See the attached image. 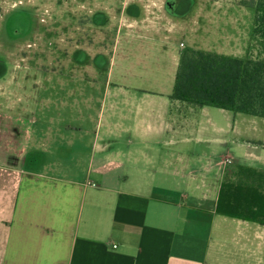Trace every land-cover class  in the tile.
<instances>
[{
  "label": "crops",
  "instance_id": "0c3cea01",
  "mask_svg": "<svg viewBox=\"0 0 264 264\" xmlns=\"http://www.w3.org/2000/svg\"><path fill=\"white\" fill-rule=\"evenodd\" d=\"M231 21L223 54L264 60L234 47L260 34L253 21ZM183 50L169 70L167 46L142 50L152 80L102 98L97 83L69 99L36 83L0 104V264H264V224L215 210L227 168L264 171V120L172 98Z\"/></svg>",
  "mask_w": 264,
  "mask_h": 264
},
{
  "label": "rangeland",
  "instance_id": "374dc122",
  "mask_svg": "<svg viewBox=\"0 0 264 264\" xmlns=\"http://www.w3.org/2000/svg\"><path fill=\"white\" fill-rule=\"evenodd\" d=\"M244 1L79 0L76 4L75 0H0V104L4 106L9 99L20 104L27 94L34 99L41 91L36 83H64L66 89L58 92L69 99L71 83L87 93L89 87L82 86L97 83L94 97L102 98L105 83L152 80L153 74L147 76L139 58L142 50H156L160 45L169 49L167 70L174 67L171 53L178 54L180 49L228 52L236 41L228 37L232 18H239L244 27L255 23V9ZM78 3L86 12L101 7L103 18L92 27L91 37L75 34L79 18L73 10ZM209 19L214 22L208 24ZM217 26L222 30L216 31ZM80 27L85 31L86 24ZM255 37L242 39L234 47L243 55L253 54L256 48L263 58L264 37ZM128 51L132 54L126 57ZM87 93L78 98H88ZM97 109L98 105L92 111Z\"/></svg>",
  "mask_w": 264,
  "mask_h": 264
},
{
  "label": "trees",
  "instance_id": "16d2710c",
  "mask_svg": "<svg viewBox=\"0 0 264 264\" xmlns=\"http://www.w3.org/2000/svg\"><path fill=\"white\" fill-rule=\"evenodd\" d=\"M243 4L254 7V32L264 37V0H245ZM171 97L264 118V60L186 48ZM215 210L264 224V171L244 164L227 168Z\"/></svg>",
  "mask_w": 264,
  "mask_h": 264
},
{
  "label": "flooded vegetation",
  "instance_id": "af4514ba",
  "mask_svg": "<svg viewBox=\"0 0 264 264\" xmlns=\"http://www.w3.org/2000/svg\"><path fill=\"white\" fill-rule=\"evenodd\" d=\"M76 2H79V0H75V3ZM80 4L81 3H78V5H76V7L73 10V13L78 16L76 18H79V20L75 24V34L76 35L82 34L86 37H91V35L94 34V28H92V27L97 23L96 21L101 22V20L103 18V16H102L103 13L101 11V7H95V6H93L92 10H89L86 12V11H84L83 8H82V10H81V8H79ZM173 4H174V2H172L171 4H168V5H169V7H171L170 5H172V7H173ZM169 10L172 11L171 9H169ZM80 24H82V25L86 24L85 31H81L82 29L80 27ZM83 30H84V28H83ZM78 47H80V43L78 41H76L75 42V48H78ZM54 61H57V60H53V62Z\"/></svg>",
  "mask_w": 264,
  "mask_h": 264
}]
</instances>
